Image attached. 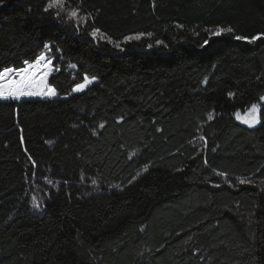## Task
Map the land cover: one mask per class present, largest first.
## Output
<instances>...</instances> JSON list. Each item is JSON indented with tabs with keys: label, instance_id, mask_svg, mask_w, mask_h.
<instances>
[{
	"label": "trees",
	"instance_id": "1",
	"mask_svg": "<svg viewBox=\"0 0 264 264\" xmlns=\"http://www.w3.org/2000/svg\"><path fill=\"white\" fill-rule=\"evenodd\" d=\"M66 2L80 33L47 0H0V69L63 50L55 99L0 100V264H264V117L234 115L264 111V40L200 47L264 32V0ZM92 26L152 36L120 52Z\"/></svg>",
	"mask_w": 264,
	"mask_h": 264
},
{
	"label": "snow or ice",
	"instance_id": "2",
	"mask_svg": "<svg viewBox=\"0 0 264 264\" xmlns=\"http://www.w3.org/2000/svg\"><path fill=\"white\" fill-rule=\"evenodd\" d=\"M44 12L53 11L54 16L62 21L71 22L75 27L77 33L82 31V23H87L90 17L81 15V9L78 6H71L66 0H47L43 8ZM182 27V25H177ZM209 38L204 40L200 45L204 48L209 45V41L213 38H219L224 35H232V38L236 41H243L247 44H255L257 41L264 40V32L258 33L253 36H242L235 35L232 27H221L217 26L214 29L208 30ZM88 36L91 37L92 41L99 43L101 40H105L107 43L112 44L113 47L118 49L120 52H124L125 48L122 46L123 43L131 41H139L141 38L147 36L151 37L152 33H136L123 37V41H115L108 37L101 29L92 26L91 30L88 31ZM157 45H161L163 42L157 40ZM166 46V45H165ZM152 45L148 44V48ZM43 48L45 51L41 52L35 57L34 60L25 59L22 67H3L0 69V100H20L22 97H40L42 99H52L57 96V89L49 84V76L52 75L53 71H61L59 67H55L54 58L49 56V52L55 51L62 53V49L56 47L53 48L51 43H44ZM63 59V56H60ZM69 69H77L76 63L69 62L67 64ZM215 67V65H213ZM97 80L96 76H89L87 73L83 75L82 82L74 83L71 88V93H83L90 85L95 83ZM231 96L232 93H229ZM260 101L264 102V95L260 97ZM235 118L242 124L247 125L249 128H253L262 122L264 117V111L261 106L257 103H253L242 116L240 112H236ZM212 117L210 116L209 119ZM103 127V125H101ZM204 138L201 137V140ZM215 151V149H213ZM31 159V157H29ZM207 164L208 162L205 161ZM218 176L225 177V172H217ZM247 181L240 179L239 183L244 184ZM47 183L51 184V180H47ZM96 181H93L95 184ZM220 185H216L219 187ZM42 200L37 196L31 197V206L35 210H40L42 207Z\"/></svg>",
	"mask_w": 264,
	"mask_h": 264
},
{
	"label": "rangeland",
	"instance_id": "3",
	"mask_svg": "<svg viewBox=\"0 0 264 264\" xmlns=\"http://www.w3.org/2000/svg\"><path fill=\"white\" fill-rule=\"evenodd\" d=\"M96 82H97V80H96ZM95 82V83H96ZM95 83H93V84H95ZM92 84V85H93ZM91 86V85H90ZM89 86V87H90ZM73 94H77V93H73ZM28 100V99H41V100H45V101H48V100H53V99H55V97H53L52 99H42V98H40V97H22L20 100ZM20 100H16V101H20ZM2 101H5V100H2ZM6 101H8V100H6Z\"/></svg>",
	"mask_w": 264,
	"mask_h": 264
}]
</instances>
